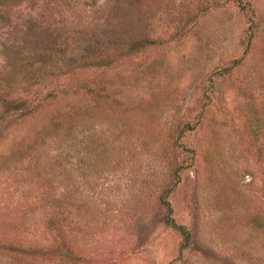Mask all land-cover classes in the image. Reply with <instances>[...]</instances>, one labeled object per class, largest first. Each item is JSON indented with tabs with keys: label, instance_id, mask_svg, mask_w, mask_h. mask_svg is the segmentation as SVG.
<instances>
[{
	"label": "rangeland",
	"instance_id": "obj_1",
	"mask_svg": "<svg viewBox=\"0 0 264 264\" xmlns=\"http://www.w3.org/2000/svg\"><path fill=\"white\" fill-rule=\"evenodd\" d=\"M0 13V81L30 101H0V161L99 89L101 139L125 144L102 168L99 238L78 202L45 200L23 241L44 247L2 242L0 264H264V0H25ZM56 48L73 55L69 76L25 94L26 58ZM82 56L102 64L74 70ZM163 196L184 232L165 223Z\"/></svg>",
	"mask_w": 264,
	"mask_h": 264
},
{
	"label": "trees",
	"instance_id": "obj_2",
	"mask_svg": "<svg viewBox=\"0 0 264 264\" xmlns=\"http://www.w3.org/2000/svg\"><path fill=\"white\" fill-rule=\"evenodd\" d=\"M24 1L0 0V11ZM0 19H3L1 13ZM148 44V41H144L138 48L133 45L130 52ZM72 56L68 50L56 48L27 57L23 63L26 70L23 79L24 93H29L46 78L54 76L56 70L62 69L63 74L68 77L69 73H65L64 69L70 65H66L68 61H73ZM101 64V59L82 56L73 69L99 67ZM1 81L0 101L4 104L19 107L20 104L24 106L30 102L28 97L12 98L17 86L15 79L4 78ZM89 92L91 89H88L87 94ZM47 94L46 100L62 96L58 91ZM85 96L77 99L80 102L71 98L65 107L56 108L49 123L36 133L31 143H24L0 161L1 179L9 176L10 171H15L16 175L22 172L18 178L14 177L15 173L9 178L13 185H17L16 194L12 198L5 197L6 192L0 189V243L19 244L22 253L35 256L44 245L38 242L36 246L23 243L24 236H34L28 231L27 216L33 206L37 208L38 205H45V200H51L48 203L78 202L81 210L80 227L95 239L99 238L97 231L101 228L102 168L104 173L117 168L116 161L122 162L125 144H117L115 141L107 143L101 139V120L104 118L101 105L107 102L101 97V89L94 93L93 101ZM25 163L27 165L22 170ZM2 185L5 186V183ZM13 185L10 183L7 188L11 189ZM162 201L168 213L165 223L184 232L183 227L178 226L172 218L171 203L164 196ZM53 223L54 221L49 226H53ZM2 247L0 245V250ZM81 259L82 257L76 256L74 261L79 264Z\"/></svg>",
	"mask_w": 264,
	"mask_h": 264
}]
</instances>
